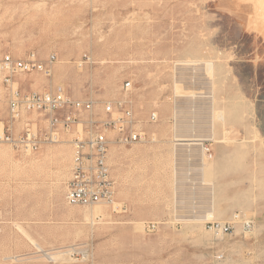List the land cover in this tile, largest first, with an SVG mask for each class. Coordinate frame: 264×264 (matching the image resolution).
Returning a JSON list of instances; mask_svg holds the SVG:
<instances>
[{"label": "rangeland", "instance_id": "374dc122", "mask_svg": "<svg viewBox=\"0 0 264 264\" xmlns=\"http://www.w3.org/2000/svg\"><path fill=\"white\" fill-rule=\"evenodd\" d=\"M30 51L57 60L24 90L102 117L129 80L155 140L111 145L113 201L90 206L66 200L75 132L0 142V264H264V0H0V52Z\"/></svg>", "mask_w": 264, "mask_h": 264}, {"label": "built area", "instance_id": "2783aa9c", "mask_svg": "<svg viewBox=\"0 0 264 264\" xmlns=\"http://www.w3.org/2000/svg\"><path fill=\"white\" fill-rule=\"evenodd\" d=\"M57 55L52 53L42 60L35 51L22 57L0 52V106L6 100L8 121L0 130V142L16 149L33 152L43 144L60 141L62 133L75 132L72 143L71 178L67 185L66 200L73 206H90L113 201L115 181L111 175L109 154L111 145H133L155 140L137 116L133 97L132 82L122 85L123 94L117 99L103 103V116L95 112V100L76 99L64 90H24L19 76L32 72L50 77ZM38 114L40 120L26 121L23 132L16 134L14 124L25 114ZM150 119L155 121L157 113ZM81 127V128H79ZM240 214L235 219H241ZM245 228L251 227L249 220ZM152 229L157 224L152 223ZM217 233H228L233 225L217 222Z\"/></svg>", "mask_w": 264, "mask_h": 264}, {"label": "bare ground", "instance_id": "6f19581e", "mask_svg": "<svg viewBox=\"0 0 264 264\" xmlns=\"http://www.w3.org/2000/svg\"><path fill=\"white\" fill-rule=\"evenodd\" d=\"M192 140H197L196 138H192ZM98 211V210H97ZM97 213V212H96ZM95 213V215L97 216V214Z\"/></svg>", "mask_w": 264, "mask_h": 264}]
</instances>
